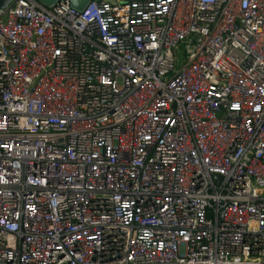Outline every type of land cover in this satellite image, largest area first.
Wrapping results in <instances>:
<instances>
[{
  "label": "built area",
  "instance_id": "built-area-1",
  "mask_svg": "<svg viewBox=\"0 0 264 264\" xmlns=\"http://www.w3.org/2000/svg\"><path fill=\"white\" fill-rule=\"evenodd\" d=\"M0 264H264V0L0 8Z\"/></svg>",
  "mask_w": 264,
  "mask_h": 264
},
{
  "label": "water",
  "instance_id": "water-1",
  "mask_svg": "<svg viewBox=\"0 0 264 264\" xmlns=\"http://www.w3.org/2000/svg\"><path fill=\"white\" fill-rule=\"evenodd\" d=\"M11 0H0V8L5 7ZM44 6H52L54 5L57 1L60 0H37ZM72 8H74L77 11H80L84 8V6L87 3V0H67Z\"/></svg>",
  "mask_w": 264,
  "mask_h": 264
}]
</instances>
